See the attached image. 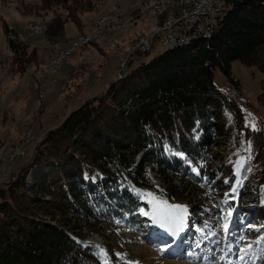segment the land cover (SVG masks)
I'll use <instances>...</instances> for the list:
<instances>
[{"label": "trees", "instance_id": "obj_1", "mask_svg": "<svg viewBox=\"0 0 264 264\" xmlns=\"http://www.w3.org/2000/svg\"><path fill=\"white\" fill-rule=\"evenodd\" d=\"M226 1L228 11L212 37L130 68L106 94L89 97L49 131L30 160L0 185V264H114L113 251L105 257L102 245L84 239L102 223L134 225L141 209H150L135 188L152 187L154 162L161 172L196 183L205 178L222 193L264 200V124L250 127L239 101L215 83L219 68L241 88L232 71L237 60L264 73V0ZM79 2L41 0L33 7ZM4 26L11 63L19 66L27 45L10 38L18 34ZM257 100L264 108V89ZM228 150H241L236 162ZM60 213L64 218L56 221Z\"/></svg>", "mask_w": 264, "mask_h": 264}, {"label": "rangeland", "instance_id": "obj_2", "mask_svg": "<svg viewBox=\"0 0 264 264\" xmlns=\"http://www.w3.org/2000/svg\"><path fill=\"white\" fill-rule=\"evenodd\" d=\"M79 1L78 5L53 6L44 10L33 7L41 0H0V163L7 164L0 171V185H4L18 167L30 160L35 147L46 138L49 131L62 124L72 111L84 105L89 97L106 94L110 84L120 80L116 78L118 60L127 55L137 41L149 37L163 26L176 10L170 4L172 8L169 11L156 14L151 10L156 0ZM117 12L124 14L125 21L117 28L94 37L89 44L76 48L75 43L81 37L93 35L103 15H117ZM163 16L164 20L159 21ZM4 21L14 32L17 29L23 34L16 32L18 36H15L10 33L9 37L27 45L25 60L20 56V62H17L19 66L11 63ZM43 45L48 47V51L37 48ZM168 48L156 45L141 60L133 61L130 68L150 61ZM72 49L74 51L62 67L52 69L56 57ZM232 71L240 81L241 88L245 89L243 95L233 99H241L239 105L243 109L245 122L249 125L254 121L256 127L260 123L264 124V108L257 100L264 89V73L239 60L233 62ZM215 83L226 94L234 87L219 68L215 70ZM224 117L227 122L234 120L228 108L225 109ZM24 144H30L26 155L18 158L14 165L10 164L13 166L11 168L9 161ZM213 148L220 150L221 147ZM240 151L228 150L227 158L236 162L237 158L233 156L240 155ZM149 174L153 180L152 187L135 189L150 209L143 210L134 225L120 221L100 224L99 232L86 235L85 244L102 245L107 254L109 250L113 251L114 264H129V261L137 264H219V261L221 264L224 254L221 257V253L217 252L212 256L211 252L224 245L228 246L234 264H238L241 256L245 257L241 260L242 264H264L263 199L255 200L242 193L238 196L222 193L224 191L211 188L205 178L196 183L178 173L167 170L161 172L155 162L149 167ZM249 174L251 171L248 170L246 178H249ZM125 178L128 179V176L125 175ZM147 193H152L156 201L166 205L185 206V231L192 235L186 245L190 246L192 240L198 243L203 253L201 260L176 254V248L173 250V232L155 221L157 205L153 196ZM232 201L234 208H231ZM230 208L234 211L226 232L223 225ZM61 216V213L57 214L56 221L64 218ZM68 216L72 217L70 213ZM43 218L50 221L49 217ZM82 224L83 231L90 230ZM249 225L255 227L250 228ZM249 244L253 245V249L245 255L241 249H246Z\"/></svg>", "mask_w": 264, "mask_h": 264}, {"label": "built area", "instance_id": "obj_3", "mask_svg": "<svg viewBox=\"0 0 264 264\" xmlns=\"http://www.w3.org/2000/svg\"><path fill=\"white\" fill-rule=\"evenodd\" d=\"M222 0H184V9L178 10L174 16L173 21L166 23L164 32L156 33L154 37H148V40L141 43L138 48H133L127 55L122 56L117 64L116 78L129 71L130 65L133 61L141 60L145 55L150 53L156 45L164 47L177 46L182 42L183 39L190 36H197L209 33L212 25H218L220 22V12L224 8ZM160 9L159 5L153 10ZM114 21V24L125 21L124 14L118 13L117 15L104 16L103 22ZM88 39L78 40L76 48ZM74 49L65 52L55 63L53 67H61V60L66 54L73 52ZM245 92L244 88H232L227 94V97L231 100L237 99V95H243ZM30 144H24L17 152V156L9 161L10 164H15L16 160L21 156L26 155ZM1 159V158H0ZM7 164L0 163V171ZM13 167L12 165L10 166Z\"/></svg>", "mask_w": 264, "mask_h": 264}, {"label": "bare ground", "instance_id": "obj_4", "mask_svg": "<svg viewBox=\"0 0 264 264\" xmlns=\"http://www.w3.org/2000/svg\"><path fill=\"white\" fill-rule=\"evenodd\" d=\"M222 2H223V6H225V7L220 12V22H219L218 25H212L211 26V31L209 33H206V34H203V35H197V36H190L188 38L183 39L182 42L180 44H178L177 46L189 45V44L193 43L195 40H197V39H199L201 37H206V38L212 37V35L214 34L215 30L219 27L223 16L228 11V3H227V1L226 0H222ZM170 4H173L175 6V8H176L177 11L184 9V0H156V2L153 4L151 10H153L156 7V5H159L160 9L153 10V11L156 14L161 15V14H164L167 11H169L170 7L172 6V5L169 6ZM175 11H173L174 13L165 22V24L163 26L157 28L149 37H154L156 35V33L164 32L165 31V28H166V23H168L169 21H173L174 20V16L177 13V11L176 12ZM109 15H116V14H109ZM104 16H107V14L106 15H103L99 19V21L97 22V26H96L95 32L93 33V35L91 37H81L79 39V40L88 39L81 46L87 45L90 42H92V40H93L94 37H96V36L98 37L99 35L101 36V34L117 28L118 25L121 23V22H119V23L114 24V21H106V23L104 24V23H102ZM147 40H148V37L145 38V39H141V40L137 41L135 43L134 48H138L141 43H143V42H145ZM75 45L77 46V42L75 43ZM177 46H169V48H175ZM64 53H60V55L58 57H56V59L54 60L53 63H55L57 61V59H59L61 57V55H63ZM69 55H70V53L66 54L65 57L63 58V60H61V67H62L64 61L67 59V57ZM61 67H53L52 69L56 70L57 68H61ZM128 72L129 71L120 74L118 76V79L125 78L127 76ZM238 97H239V95H237V99H238ZM1 105L2 104L0 103V106ZM0 108H2V106ZM23 146L24 145H21L18 148V150L20 148H22ZM17 152L15 154H13L12 159L17 156ZM185 229H186V226L183 227V229L180 231V233L173 234V240H172V242L175 243L174 246H173V250H174V248H176L175 250L177 251L176 254L178 256H187L188 258L191 257V258H195V259H200L201 260L203 253H202V250L200 249L201 247H199V244L196 243V242H193V240H192V243L190 244V246L189 245H186V242H187L188 238H190L192 235L189 232L185 231ZM229 251L230 250H229L228 246L224 245L222 248H219L218 250L215 249L214 252H211V253H212V256H213V255H216L217 252H220L221 253L220 254L221 257H223V254H224V257L221 258L222 259L221 260V264H234V260L231 258L232 257V254L229 253ZM199 254H201V257L199 256ZM242 262L243 261H241V259H239L238 264H242ZM218 263L220 264L219 261H218ZM244 264H249V262H245Z\"/></svg>", "mask_w": 264, "mask_h": 264}, {"label": "snow or ice", "instance_id": "obj_5", "mask_svg": "<svg viewBox=\"0 0 264 264\" xmlns=\"http://www.w3.org/2000/svg\"><path fill=\"white\" fill-rule=\"evenodd\" d=\"M251 115V114H250ZM249 126L252 127L254 130L256 129V124L254 121H251L249 123ZM251 171V169H249ZM233 192H236L237 189L233 188ZM148 196H153L152 193H147ZM235 197H233L234 199ZM153 201L156 202V209L154 212V219L157 223L160 224L161 227L167 228L169 231L173 232V234H178L184 226L185 223V216H186V208L182 205H166L164 202L156 201V198L153 196ZM152 202V201H150ZM163 205V206H161ZM141 211H143L141 209ZM233 209H229L226 216H225V223L223 225L224 231H228L230 224H229V218L233 215ZM145 215H148V213H144ZM248 227L254 228V225H249ZM264 227V226H262ZM257 245H259V241H257ZM253 249V245L249 244L247 245L246 249H241V251L245 252V255H247L251 250ZM101 253L106 257L107 253L104 252L103 249H101ZM245 257L241 256L240 259L243 260ZM105 264H107V261L105 260ZM129 264H137V262L129 261Z\"/></svg>", "mask_w": 264, "mask_h": 264}, {"label": "crops", "instance_id": "obj_6", "mask_svg": "<svg viewBox=\"0 0 264 264\" xmlns=\"http://www.w3.org/2000/svg\"><path fill=\"white\" fill-rule=\"evenodd\" d=\"M163 21L164 20V16L163 17H161L160 19H159V21ZM5 22V21H4ZM4 22H3V26H4ZM13 29H15V28H13ZM15 31L19 34V35H23L20 31H18L17 29H15ZM6 40H7V50H8V53H9V56L11 57L12 56V54H11V51H10V47H9V41H8V36H7V34H6ZM44 48V49H41V48ZM37 48L39 49V50H47L48 51V47L45 45H43V46H37ZM50 50V49H49ZM10 62V61H9Z\"/></svg>", "mask_w": 264, "mask_h": 264}]
</instances>
